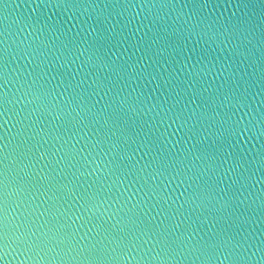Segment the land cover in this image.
<instances>
[{
	"label": "snow or ice",
	"instance_id": "obj_1",
	"mask_svg": "<svg viewBox=\"0 0 264 264\" xmlns=\"http://www.w3.org/2000/svg\"><path fill=\"white\" fill-rule=\"evenodd\" d=\"M44 3L45 6L48 3H54L56 7H84L87 19L83 23L87 24L91 20L89 29L95 31L97 36L91 42L87 39V35L77 41L75 37L68 38L60 28L52 29L49 26L36 29L38 34L31 40L25 37L9 43L6 38L0 39V116L6 117L13 113L14 106L17 104L24 105V108L20 109L21 112L28 109V115L23 118L24 120H30L32 116L39 113L36 120H31L27 125L23 124V120L17 121V124L22 125L21 133L26 134L27 130L46 114L53 116L54 119H62L75 113L71 120L66 121L65 131L71 134L72 139L81 135L85 139V143L78 150L65 153L61 159L67 160L72 168H77L78 165L77 170L83 169V175L91 176L103 173V178L115 177L111 188L118 189L119 185L125 184L127 181L123 191L118 190L116 196L119 199L128 193L124 206H127L141 193H144L145 196L159 195L160 200L167 203V196L157 192V189L162 188L163 184L147 183V181L160 180L161 177L167 179L169 183L174 180H179L181 184L186 183L188 185L185 188L187 195L184 201L174 209L171 219L179 222L171 227L157 231L156 227L158 226L153 227L149 221L136 213L135 210L139 206L138 201L136 204H132L128 213L121 217L122 222L126 221L127 225H130L127 232L114 235L112 239L105 236L88 248L81 245L80 241L87 239L92 229L89 228L88 232H85L79 240L77 235L81 228H85L91 223L90 218L85 217V213L91 211L92 208L99 207L101 203L97 200L99 193L85 190L80 195V200L84 203L80 204L81 211L75 220L72 215H69L72 212V209L69 208L61 213L65 219L60 227H49L44 230L45 225H38L32 218L35 216V207H38H29V200L34 197L12 199L14 195H22L27 192V189L22 186L31 183L29 174L26 173L24 176L19 174L15 167L16 157H13L11 162H7L9 155H0V264H4L9 256L23 257L24 260L32 261L33 264H40V262L51 264L53 261H59L60 264H118V261L127 259H138L141 264H153L154 261L168 264L170 260L186 256H194L201 264H264V187H262L261 193L248 205V208H252L256 201H259L258 235L256 229L252 228V225L256 223L253 217L247 215V210L239 211L240 204L244 203L240 200V197L244 195L242 190L246 188L245 183H241V179L247 178L243 177V173H240V179L233 180L225 187H220L230 172L243 168L244 164L237 161L232 167L224 170L222 174H217V177L210 181L204 180L203 177L213 170L195 168L190 162L185 163L187 157L184 160L153 158L140 165L134 153L125 154L123 146L128 144L125 129L130 125L121 113L126 115L130 111H139L146 102L140 97L129 102L131 93L121 96L124 91L122 88L117 92L119 100L113 98L99 110H96L95 104L88 106L85 103L92 96H99L100 99H103L111 92L115 87V82L110 79L112 74L124 80L137 74V68L128 64L115 65L104 57H96L94 54L88 55L84 60H81V56L93 49L104 48L106 44H111L113 41L117 45L121 41L128 42L130 38L136 37L143 28L147 27L144 23L146 20L153 28L165 33L161 38L166 40V45L154 55L162 56L167 46H174L178 50L176 55H182L181 45L172 39L178 33L175 31L171 34L167 33L166 25L160 23L171 16L174 8L173 0H106L99 12H96L97 5L94 0H44ZM257 3L261 9L259 24L253 23V16L247 11ZM197 5L201 9L206 8V0L202 4L200 0H194V11L184 22L188 30V37L185 39L195 35L199 38L197 43L205 37L209 40H219L221 45H227L233 38L241 40V43L244 40L251 43L248 37L254 36L256 28L259 27L262 54L260 80L264 87V0H239L236 8L241 10V15L236 18L235 22L220 26L209 23L202 13H197L195 11ZM89 8L91 11L88 10ZM135 8H139L140 11H129ZM146 9L147 13L137 23V17H140ZM166 9L167 11H165ZM233 16H236V13H233ZM195 17H198L196 22L191 23ZM49 30L52 31V35H48ZM91 31L87 34L90 35ZM149 31H152V28H149ZM0 35L3 34L0 33ZM147 35L148 33L145 32L144 36ZM143 40L144 37L141 36L140 41ZM155 42L154 40L153 43ZM82 45H86V47H81ZM130 46L135 49L138 44ZM73 49L79 51V55H76ZM59 50H63L66 54L63 57L56 55L55 53ZM150 51L151 45L146 44L144 53L137 58L136 64L139 65ZM192 52L195 53L196 49L193 48ZM68 53L71 54V59L68 58ZM206 55L203 53L197 64H202ZM230 55L231 57L240 56L239 46L233 48ZM62 59L63 63H61ZM77 60H80V64L74 72L62 70L66 69L68 65L76 64ZM217 60L219 57L209 61L206 69L201 70L205 71V74L212 71L216 68ZM21 61L27 63H21ZM85 66H89V72L85 73L81 79L76 80V76L83 71ZM93 68L98 71L93 73L91 71ZM130 68L131 71H129ZM99 70H105L103 75L99 74ZM227 70L228 68L223 64L217 69L218 72ZM143 71L145 69H140V74ZM92 75L95 76V79L89 83L88 77ZM198 75L199 73L194 74L193 80L188 82V87L192 89L190 102L193 103L198 95L196 89V85L199 83L196 79ZM149 76L153 79L159 78V74L149 73ZM236 76L237 72L232 71L228 79L231 80ZM9 85L13 86L14 91L9 89ZM177 88H181V85L177 84ZM239 88V81H237V88L232 97V100L235 101L234 107H246L247 90L241 92ZM183 91L185 89L175 92V97H180ZM179 103L180 100L175 99L174 103L164 111V116L171 123H176L177 120H183L186 123L195 115L192 113L185 117L184 110L177 108ZM73 104L76 105L75 108L72 107ZM10 105L13 107H9ZM110 107L112 110L108 111ZM155 107L160 106L156 105ZM148 110L152 111L153 109L149 108ZM89 129H91V135H89ZM140 129L143 130L142 125ZM40 131H44V129H40ZM135 135H140V132H136ZM55 139L62 140L63 145L70 143L69 140H64L62 135ZM76 143H80V141L77 140ZM71 147L74 149L75 145ZM31 151L32 149L29 148L28 152L21 153V155L26 156ZM0 153H3V148H0ZM198 158L202 159V157ZM259 170L264 176V154L260 157ZM141 179H144L145 182L139 187H135ZM197 181H201V183H197ZM259 182L264 185V180ZM236 183H240V188L233 190V185ZM33 186L35 185L33 184ZM133 187H135V191L130 192L129 190ZM248 187H254V184L248 185ZM57 190L64 195H71L75 191L74 188H69L67 185L57 186ZM253 195L249 192V197L245 199ZM122 211L123 207L117 209L115 214ZM44 214L40 213L41 216ZM146 215L148 213H145ZM193 215L197 217L196 220H193V224L196 226L191 228V233L185 239L183 233L178 234L180 226L185 223L181 217L186 216V219H192ZM76 220H83L84 223L73 228ZM45 223L51 222L46 221ZM205 224L210 228H215V231L211 235H207L206 238L200 236L197 239L196 237L203 231ZM99 227L101 226L93 225V228ZM144 237H149V239L145 240ZM113 244L116 247H112ZM145 245L150 246L145 247ZM111 253H115V255Z\"/></svg>",
	"mask_w": 264,
	"mask_h": 264
},
{
	"label": "water",
	"instance_id": "obj_2",
	"mask_svg": "<svg viewBox=\"0 0 264 264\" xmlns=\"http://www.w3.org/2000/svg\"><path fill=\"white\" fill-rule=\"evenodd\" d=\"M105 2L106 0H94L95 5H97L96 12L103 8ZM204 2L205 0H200L201 4ZM238 2L239 0H206L207 7L201 9L197 5L195 11L202 13L207 21L215 26L228 25L235 22L236 18L241 15V10L236 8ZM173 3L174 8L171 16L160 23L166 25L167 33L171 34L174 31L178 33L172 39L181 45L182 55H176L178 50L174 46H167L162 56L154 55L166 45V40L161 38L164 37L165 33L153 28L146 20L144 23L147 27L143 28L136 37L130 38L128 42L121 41L117 45L113 41L111 44H106L104 48L93 49L81 56V60H84L88 55L94 54L96 57H104L115 65L128 64L137 68V74L124 80L112 74L110 79L115 82V87L112 88L111 92L103 99H100L99 96H92L85 103L88 106L95 104L96 110H99L113 98L119 100L120 97L117 96V92L122 88L124 91L121 96L131 93L129 102L134 101L136 97H140L146 102L139 111H130L126 115L121 113L130 125L125 129L128 137V144L123 146L125 154L134 153L140 165L153 158L184 160L187 157L185 163L190 162L192 166L200 170H213L203 177L204 180L210 181L215 179L217 174H222L224 170L232 167L237 161L244 164L243 168L230 172L220 187H225L233 180L240 179V173H243V177L247 178L241 179V183H245L246 188L242 190L244 195L240 197V200L244 203L240 204L239 211L247 210V215L253 217L256 223L252 225V228L256 229L258 235L259 201L257 200L252 208H248V205L252 199L261 193L262 187H264L259 182L264 180V176L259 170L260 157L264 154V87H262L260 80L262 60L260 29L257 27L255 35L248 37L251 43H248L247 40L241 43V40L233 38L227 45H221L219 40H209L207 37L197 43L199 38L195 35L185 39L188 37V30L184 22L188 19L189 14L194 11V0H173ZM88 10L91 11L90 8ZM129 11L136 12L140 9L135 8ZM247 11L253 16V23L259 24L261 18L259 3ZM146 13L147 9L140 17H137V23ZM233 13H236V16H233ZM196 18L198 17L193 18L191 23H195ZM86 19L87 12L84 7H56L54 3H48L45 6L44 0H0V33L3 34L0 35V39L6 38L9 43L25 37L31 40L38 34L36 29L51 26L52 29L60 28L68 38L75 37L77 41L87 35V39L91 42L97 33L89 29L91 20L87 24L83 23ZM149 28H152V31H149ZM89 31H91L90 35L87 34ZM145 32L148 33L147 36H144ZM52 34V31L49 30L48 35ZM104 34L107 35V33ZM141 36L144 37L143 41H140ZM154 40L155 43H153ZM131 44H138V47L133 49ZM146 44L151 45V51L137 65V58L144 53ZM236 46H239L241 55L231 57V50ZM81 47H86V45ZM193 48L196 49L195 53L192 52ZM73 52L79 55V51L76 49H73ZM203 53L207 54L205 61L202 64H197ZM55 54L63 57L66 53L59 50ZM67 55L69 59L72 58L70 53ZM187 57L191 58L188 59ZM217 57L219 60H217L216 68L205 74V71L201 69H206L208 62L216 60ZM63 62L62 59L61 63ZM21 63L26 64L27 62L21 61ZM79 64L80 60H77L76 64L68 65L66 69L62 70L74 72ZM221 64L225 65L228 70L218 72L217 69L220 68ZM140 69H145V71L140 74ZM131 70L130 68L129 71ZM91 71L96 73L98 70L93 68ZM104 71L99 70V74L103 75ZM232 71H236L237 76L230 80L228 77ZM87 72H89V66H85L83 71L76 76V80L81 79ZM149 73L159 74V78L153 79ZM196 73H199L196 76L199 81L196 85L198 95L193 103L190 102L192 89L188 87V82L193 80ZM88 79L91 83L95 76H89ZM237 81H239L241 92L247 90L246 107H234L235 101L232 100V97L237 88ZM177 84H180L181 88H177ZM8 87L14 91L12 85ZM181 89H185V91L180 97H175V92L181 91ZM175 99L180 100L177 108L184 110L185 117L192 113L195 114L186 123L183 120L171 123L164 116V111L174 103ZM97 101L99 103H96ZM156 105L160 107H155ZM9 107L13 106L10 105ZM72 107L75 108L76 105L73 104ZM22 108L24 105L17 104L14 106L13 113L6 117L0 116V148H3V153L0 155H9L7 162H11L13 157H16L15 167L19 174L21 176L26 173L29 174L31 183L22 186L27 189V192L22 195H14L12 199L34 197V199L29 200V207H38H35V216L32 218L38 225L44 224V230L49 227H60L65 219L61 213L69 208L72 209L69 215H72L75 220L81 211L80 204L84 203L80 200V195L85 190L88 192L97 191L99 193L97 200L101 201L99 207L92 208L91 211L85 213V217L90 218L91 223L87 227L81 228L77 235L79 240L85 232H88L89 228L92 229L87 239L80 241L81 245L88 248H91L105 236L112 239L114 235L127 232L130 225H127L126 221L122 222L121 217L128 213L132 204H136L138 201L139 206L135 210L136 213L149 221L153 227L158 226L156 227L157 231L179 222L171 219V216L174 209L184 201L187 195L185 188L188 185L186 183L181 184L179 180L169 183L163 177L155 182L147 181L149 184H163V187L157 189V192L167 196V203L161 201L159 195L145 196L144 193H141L127 206H124L125 197L128 193L119 199L116 196L118 190L123 191L127 181L125 184L119 185L118 189L111 188L115 177L103 178V173L91 176L83 175L84 170H77L78 165L77 168H72L67 160L61 159L65 153L76 151L85 143V139L81 135L72 139L71 134L65 131L66 121L71 120L75 113L62 119H54L53 116L46 114L33 124L25 134L21 133L22 125L17 124V121L23 120V124L27 125L31 120H36L39 113L32 116L30 120H24L23 118L28 115V109L21 112L20 109ZM149 108L153 110L149 111ZM111 110L110 107L108 111ZM6 120L9 122L6 123ZM141 125L143 126L142 131ZM40 129H44V131H40ZM88 131L91 135V129ZM136 132H140V135H135ZM59 135H62L64 140H69L70 143L63 145L62 140L55 139ZM92 138L95 139V137ZM77 140L80 143H76ZM5 145L7 146L5 147ZM72 145H75L74 149L71 147ZM29 148L32 151L28 155L22 156L21 153L28 152ZM198 157H202V159ZM144 182L145 180L141 179L135 187H139ZM197 183H201V181H197ZM253 184L254 187H248V185ZM62 185L74 188L75 191L71 195H64L57 190V186ZM90 185L91 187H89ZM135 187L129 191H135ZM237 188H240V183L233 185V190ZM249 192L254 195L245 199L249 197ZM170 205L171 207H169ZM121 207H123V211L115 214L117 209ZM41 212L45 214L41 216ZM145 213L148 215L145 216ZM181 219H184L185 223L180 226L178 234L183 233V238L186 239L191 233V228L196 226L193 224V220H196L197 217L193 215L192 219H186V216L181 217ZM46 221L51 223L46 224ZM82 223H84L83 220H76L73 228L79 227ZM93 225L101 227L93 228ZM105 229L107 231H104ZM213 231L215 228H210L205 224L203 231L196 238L198 239L200 236L206 238ZM144 239L147 240L149 237H144ZM148 246L150 245H145V247ZM112 247H116V245L113 244ZM111 254L115 255V253ZM4 264H33V262L26 261L23 257L13 258V256H9ZM40 264H45V262H40ZM51 264H60V262L53 261ZM118 264H141V262L138 259H127L118 261ZM153 264H160V262L154 261ZM168 264H201V262L194 256H186L170 260Z\"/></svg>",
	"mask_w": 264,
	"mask_h": 264
}]
</instances>
